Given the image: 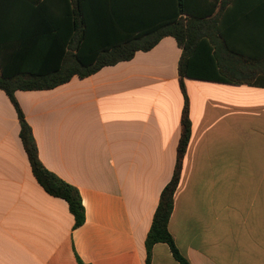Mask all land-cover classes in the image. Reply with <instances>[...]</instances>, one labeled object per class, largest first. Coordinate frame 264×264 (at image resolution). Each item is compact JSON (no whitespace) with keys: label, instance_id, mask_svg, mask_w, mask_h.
Returning a JSON list of instances; mask_svg holds the SVG:
<instances>
[{"label":"crops","instance_id":"1","mask_svg":"<svg viewBox=\"0 0 264 264\" xmlns=\"http://www.w3.org/2000/svg\"><path fill=\"white\" fill-rule=\"evenodd\" d=\"M172 2L120 5L136 33L169 18ZM257 2L261 10L238 17L235 31L223 19V33L240 52L249 38L264 52V0ZM37 6L55 21L63 14L60 0H0V38L38 32ZM182 52L165 37L87 78L15 93L41 162L81 195L79 227L68 203L35 179L18 112L0 89V264H146L145 241L174 174L186 99L192 133L168 223L175 245L189 264H264V75L245 84L182 77ZM7 54L0 49V58ZM151 264L179 262L160 243Z\"/></svg>","mask_w":264,"mask_h":264},{"label":"trees","instance_id":"2","mask_svg":"<svg viewBox=\"0 0 264 264\" xmlns=\"http://www.w3.org/2000/svg\"><path fill=\"white\" fill-rule=\"evenodd\" d=\"M60 1L63 14L58 20H52L44 6H37L35 11L42 19L41 27L33 31L38 32L0 38V49L8 52L6 60L0 58V89L18 112L20 139L35 179L47 193L68 203L75 226L79 227L85 221L81 195L75 186L41 162L32 128L15 93L51 90L75 76L87 78L105 67L131 60L137 52L152 50L165 37H173L183 50L179 61L182 77L228 84L251 83L264 75V52L255 38H249L248 51L237 50L232 43L234 38L223 33V19L228 17L225 23L235 31L239 28L237 18L256 15L262 4L258 0H215L213 4L198 6L191 4V0H173L170 5L173 13L169 18L141 27L135 33L123 19L120 0H100L99 8L95 4L97 0ZM183 15L185 18L180 17ZM188 113L186 99L174 174L161 192L145 241L146 264H151L152 249L160 243L168 245L179 264H189L168 230L174 194L192 133ZM80 264L85 263L80 261Z\"/></svg>","mask_w":264,"mask_h":264}]
</instances>
